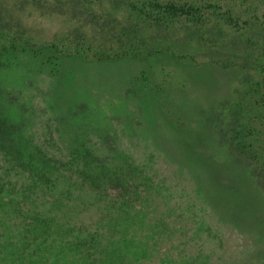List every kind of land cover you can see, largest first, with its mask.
Listing matches in <instances>:
<instances>
[{
  "label": "trees",
  "instance_id": "1",
  "mask_svg": "<svg viewBox=\"0 0 264 264\" xmlns=\"http://www.w3.org/2000/svg\"><path fill=\"white\" fill-rule=\"evenodd\" d=\"M256 10L264 21V5ZM11 33L18 34L0 31V69L20 67L28 76L26 89H0V264H191L201 254L194 244L203 239L202 225L210 230L223 222L240 232L239 200L222 180L238 176L239 167L215 169L195 147L209 137L208 125L192 136L180 133L173 126L182 119L164 117L156 106L147 119L160 148L118 146L110 127L102 131L97 120L104 109L124 123L127 109L100 105L95 91L83 97V85L63 80L79 74L70 71V60L95 66L153 50L138 55L127 46L95 49L67 36L34 43L27 35V45L19 48ZM241 69L256 70L264 90V59H246ZM201 71L194 81H201ZM39 74L50 80L45 93L29 79ZM132 79L127 89L143 81L142 74ZM87 81V88L98 82ZM189 101L178 103L190 109ZM260 148L242 145L240 152L257 163L251 168L255 188L264 192Z\"/></svg>",
  "mask_w": 264,
  "mask_h": 264
},
{
  "label": "rangeland",
  "instance_id": "2",
  "mask_svg": "<svg viewBox=\"0 0 264 264\" xmlns=\"http://www.w3.org/2000/svg\"><path fill=\"white\" fill-rule=\"evenodd\" d=\"M262 5V0H0V31L18 33L11 34L17 35L19 48L27 45V35L34 43L51 44L67 36L73 44L78 39L95 49L127 46L138 55L153 50L139 59L105 60L95 66L68 62L70 71L79 74L63 80L83 85V97L92 89L100 105L109 103L118 111L120 103L127 109L124 123L112 120L104 109L97 120L102 131L110 127L118 146L159 149L156 129L147 119L158 106L164 117L182 119L173 126L180 133L192 136L210 127L204 130L207 139L190 144L200 147L207 164L239 167L238 176L222 180L233 192L229 195L239 200L234 207L240 232L223 222L213 223L210 230L202 225L203 239L194 244L201 254L191 264H264V192L255 188L251 168L257 163L240 152L248 144L264 149L261 76L241 69L246 59H264V21L256 10ZM91 66L96 72L92 77ZM200 70L201 81L196 82ZM141 74L143 81L127 89V82ZM27 76L20 67L0 69V89H26ZM90 78L98 82L87 88ZM29 79L42 92L48 90L50 80L43 74ZM183 98L190 99V109L179 106ZM242 177L247 185H241Z\"/></svg>",
  "mask_w": 264,
  "mask_h": 264
}]
</instances>
